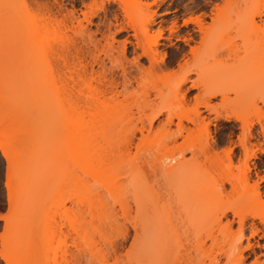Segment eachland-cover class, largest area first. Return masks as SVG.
Instances as JSON below:
<instances>
[{
	"label": "rangeland",
	"instance_id": "rangeland-1",
	"mask_svg": "<svg viewBox=\"0 0 264 264\" xmlns=\"http://www.w3.org/2000/svg\"><path fill=\"white\" fill-rule=\"evenodd\" d=\"M0 26L1 54L20 36L12 61L33 56L22 75L40 74L45 56L55 67L62 55L81 103L92 97L113 125L106 172L85 176L91 163L75 158L58 167L88 179L78 194L88 189L97 204L71 221L52 193L44 196L43 209L48 200L57 208L36 213L34 264H264V0H0ZM2 79L0 146L20 117L35 134L52 131L39 127L33 107L49 99L52 79L7 103ZM59 126L53 133L64 148L69 133ZM34 139L26 151L20 143L32 179ZM6 161L0 152V264H14L11 252L23 248L18 218L28 211L9 201ZM21 176L13 171L12 182ZM69 193L57 204L70 208ZM48 223L55 234L45 245Z\"/></svg>",
	"mask_w": 264,
	"mask_h": 264
},
{
	"label": "bare ground",
	"instance_id": "bare-ground-1",
	"mask_svg": "<svg viewBox=\"0 0 264 264\" xmlns=\"http://www.w3.org/2000/svg\"><path fill=\"white\" fill-rule=\"evenodd\" d=\"M186 22H194V20L191 18L183 20V23H186ZM2 29L4 33L5 27H3ZM19 37L20 36L18 37L14 36L12 38L10 37L7 41L12 42V43L9 46L10 49L8 53L6 54L2 53L3 55L0 53V78L1 79L3 78L2 80H5L4 81L5 83L3 86L5 87L6 90L4 91L5 92L4 94L9 96V97L7 96L4 97L6 99L5 102L7 103L8 102L7 99L9 100L12 98V96L14 97L15 95L16 96L18 95L17 97L19 98V94H20L21 96L20 98H24L23 96H26L27 93H32V94L37 93V90L40 89V87L45 83L46 80L52 79L51 83L48 85V89L52 93L49 99L48 100L39 99L38 101L35 102L33 106L36 112V115H38V117L41 118L38 123L39 127L42 128L43 130L44 129L43 126L45 127L44 124L47 123L46 125H50L49 127H50V130L52 131H50L47 135H42V132L41 134L39 132L40 135L35 134L32 131V129L29 127V123H28L29 119H25L19 116L20 118L17 119L16 123H13L12 126H10L11 127L10 133L9 135L6 134L7 137L5 135L6 138L3 144L0 146L1 155L2 157L5 158V160H7L6 162L8 164V169L5 173V177H6V187L8 188V191H9V194H8L10 198L9 201L14 199V201L12 200L14 204V202L17 200L19 204V205L17 204V206L18 207L21 206V208L24 209V210L22 209L24 212L28 211V215H27L28 218H26L27 217L26 215L23 217L19 216V218L17 217L18 219L22 220L21 231L23 233V236H21L22 235L21 233L20 234L18 233V234L21 236L19 238L23 242V245L22 246L20 245L19 247H23V248L21 249L15 248V251L12 248L13 249V251L11 252L12 258L10 259L14 261V264H34L36 255H38L37 249H39L38 248L39 245L38 246L36 245L39 234L36 229L38 228L36 225L38 221L36 222L37 219L35 220V216L38 215V214L36 215L38 211L43 209L41 201L44 196H46L48 193H52V195H54L56 199L54 200L56 203L55 205H57V207H61V210H60L62 211L61 213L67 215V218L71 221H73V219L77 215L79 217H82L84 215L83 213L91 214L93 210L96 208L95 204H97L95 203L96 202L95 200H92V197L94 194L91 193V191H88V189L84 194L82 195L78 194L79 186L82 184L85 187H87L88 179L86 181H84L85 180L84 179L83 180L84 182H83L78 177H74L72 172L68 170L67 167H65V169L64 168L58 169V167H60L61 164H62L61 167L63 165L67 166L66 165L67 161H69V159L75 158L77 162L79 163L80 162L84 164L85 162L91 163V166L85 172V176L95 177L97 174H103L104 172H106L108 168L107 161L109 160L113 152L111 149L112 147L111 140L113 141V139H110L109 137V133L111 132L113 125L111 123L110 125L106 121V119L108 118V114H110V112L108 113V110L106 109L107 106H104V104H102L105 107V110H107L104 113H102L100 110H98V108L95 105H93V103L90 102L92 99L91 95H90L91 97L90 100L88 98L86 102L81 103V99L79 97L80 92L76 89L78 86L77 80L79 78H75L72 76L67 77L64 75L62 70L65 66V61L62 55L60 54L58 55L56 53L57 55L55 56V59L57 60L56 62L57 64L55 65V67L50 66L48 62L49 60L45 56V59L47 60V61L45 60V64H44L45 69L42 70L40 74L34 73L30 77L22 75L20 70L23 69L22 68L23 63H24L23 67L25 68V65H28L30 61L29 59L31 58L33 59V56L31 57V55H29V59H26L25 62H22L21 60H19L21 61L19 63L17 59H16V62H14L15 60L12 61L14 57L12 53L10 52H13V53L15 52L14 50H16L18 43H20L18 41ZM15 38H18V39H15ZM14 39L17 41H15ZM31 54L33 55V53ZM8 58H10V60ZM32 62L33 60L30 63ZM15 66L16 67L20 66V67L16 68ZM16 70L18 72L20 71L19 72L20 74ZM214 79L215 78H210V80H208L206 85H209V83L213 81ZM184 80L185 79H183L182 82H184ZM217 94H219V90L211 91L209 93V97H213ZM28 95H31V94H28ZM12 110H16V108L15 109L12 108ZM44 119H46L48 122H46ZM224 119L227 121L229 119V116H224ZM60 124L62 127L64 126L63 128L67 129L69 133V140H67V144H64L65 145L64 148L60 147L59 145L60 143L57 142V139H56L58 134H55L57 130V129L55 130L56 126H58L59 128ZM246 126L247 128H249V124H246ZM53 131L55 133H53ZM36 135H38L37 138L40 137L41 139H37L35 137ZM52 135H54V137ZM32 138H35L37 139V141L39 140L38 142H40V144L36 146V149L34 151L35 154L31 153L33 156L32 158H35V164H36V171H35L36 174L34 173L35 177H33V179L31 178L32 173L30 172L32 170V167H30L31 163L28 161L31 155L29 154L30 152L28 151L24 152L27 150L25 148L26 143L29 140H32ZM20 143H24L23 144L24 149H25L24 151H22V148H20ZM117 143L120 144L119 141ZM252 156H255V154L253 153ZM55 168H57L58 171H55L57 173L55 174L53 178L54 180H52L49 184L43 186L41 189L37 190L38 189V179L41 175L43 176V172L52 171ZM16 170L19 171L22 174V176L20 177L19 180L12 182V179H11L12 172ZM100 187H102L103 189H105L106 191L110 193L113 190H117L116 188H113L111 185L107 183H101ZM68 189L70 192L69 195H70V201L72 205L70 208H67L64 202L62 201L59 203V205L57 204L58 202H56L57 197H59V195H61L63 192H65ZM34 193L36 194L34 195ZM32 195L34 197H32ZM30 200L31 202H29ZM27 201L30 204H27ZM48 201H49V204L47 203V207L43 209L45 211V216L47 215V213L51 210V208L54 205L53 200L52 202L50 200ZM54 207H53V210L57 208V207L55 208ZM25 208H28L30 210L28 209L25 210ZM29 211L31 212L30 214H29ZM20 213L22 214V211H20ZM24 214H27V213H24ZM0 217L2 218V216ZM24 217H25V220H23ZM19 225H20V222L18 226ZM47 225H48V228L50 229L47 228ZM49 225H50L49 223L45 224L44 227H46V231H45V228H43L44 229L43 233L45 234L44 236H42L44 238L43 240L47 241V245L49 241L53 239V236L55 234L54 229H52V227H49ZM74 230H75L76 235L79 236L80 235L78 232L79 229L74 228ZM59 231L61 232V229H59ZM46 241L44 243L45 245H46ZM15 244H18V242ZM16 246L17 245H15V247ZM16 249H19L18 255L14 253L16 252ZM39 260L40 259H38V261Z\"/></svg>",
	"mask_w": 264,
	"mask_h": 264
}]
</instances>
